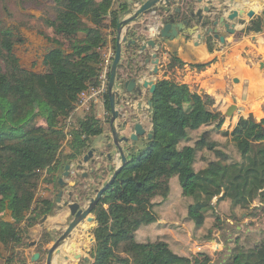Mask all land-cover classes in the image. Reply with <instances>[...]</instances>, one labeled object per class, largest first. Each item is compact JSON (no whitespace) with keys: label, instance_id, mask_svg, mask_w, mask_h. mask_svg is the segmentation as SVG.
Listing matches in <instances>:
<instances>
[{"label":"trees","instance_id":"1","mask_svg":"<svg viewBox=\"0 0 264 264\" xmlns=\"http://www.w3.org/2000/svg\"><path fill=\"white\" fill-rule=\"evenodd\" d=\"M46 1L54 5L56 16L45 19L52 35L44 37L52 48L44 56L43 73L26 70L16 56V45L25 42L19 28L0 31V254L2 247L23 246L29 229L44 214L39 207L49 205L37 200L44 173L63 168V159L87 154L91 140L104 134L94 108L77 119L69 133L66 122L79 95L98 85L101 51L110 36L116 51L118 24L130 12L127 3L116 0ZM177 9L180 16L181 8ZM184 19L190 25L196 16L188 10ZM262 31L260 17L246 29V33ZM126 37L135 39L131 30ZM134 47L127 42V49ZM208 47L214 50L211 40ZM183 66L175 53L170 67ZM207 66L195 68L201 71ZM151 100L152 138L129 155L128 163L102 196L91 264H212V256L205 251L190 257L181 254L171 244V236L142 242L137 234L164 217L167 222L159 227L186 234L183 226L189 225L192 237L200 242L212 238L210 218L215 227L221 224L220 208L225 207L235 218L243 217L240 212L252 217L264 213V119L257 123L240 117L230 132L224 129L226 117L214 108L212 97H203L170 79L157 82ZM104 104L110 113L109 93ZM65 144L69 147L66 154ZM173 179L188 203L182 221L166 209ZM256 202L259 206H254ZM8 213L12 222L5 220ZM208 229L206 237H199ZM255 234L263 239L247 245L237 232L232 252L221 264H264V232ZM250 237L252 234L247 235Z\"/></svg>","mask_w":264,"mask_h":264},{"label":"crops","instance_id":"2","mask_svg":"<svg viewBox=\"0 0 264 264\" xmlns=\"http://www.w3.org/2000/svg\"><path fill=\"white\" fill-rule=\"evenodd\" d=\"M116 1L117 3H127L129 5L130 12L126 14L123 19L127 18L131 14V11L136 10L135 0H133L132 3L123 0ZM141 1L144 2L146 0ZM169 5H171L169 9L167 8L168 5L165 3L158 5L152 13L144 16L128 28V31L131 30L135 35V39L130 41L136 42L135 44H132L136 48L127 49V43L123 44L122 60L120 63L122 66L118 71V75L121 72V76L127 78L130 73L135 74L138 70H141L143 77L145 76L144 78L148 80L150 78L148 73L155 68V65H147L145 64V61L151 59L152 54L158 53L159 73L156 79H170L180 84H186L189 87V84H194L195 89H192V87L190 88L203 97H212L215 100L214 108L224 116L228 109L233 105L237 107L238 112H241V103L244 104L246 108L247 106L251 107L254 111L259 109L264 115V0H234L233 4L230 3L229 0H212L210 7L213 9V13H204V21L213 20L220 15H225V17H227L231 11H240L245 14L234 22H229L233 25L232 27H236L235 34H228L225 28H218L220 36L225 37V44H222L218 39H215V37L212 36L208 37L206 41H202L197 37L188 35L187 33H181L173 40L167 39L161 41L162 39L159 32L168 15H174L176 22L181 23L184 20H187L184 19V15H187L188 10H191L196 14L198 10L208 7L207 0H203L201 3L199 0H171ZM178 7L181 8L180 16H177V12L179 13V9H177ZM175 9H177V11H175ZM250 11L256 13V16L252 20L246 15ZM188 16L190 17V15ZM259 17L263 20V31L258 34L246 33V29L250 23ZM197 20L198 18H196L195 22H191L190 25L188 24V29L196 26ZM127 33L125 35H127ZM148 40L156 41L157 48L155 50L148 48L142 53L141 47ZM209 40H211L214 48L212 52L208 47ZM106 47L113 48L111 36L108 37V45ZM175 53L184 63L182 68L170 67L172 64V56ZM197 65L208 66L204 70L198 71L195 68ZM188 72L191 73L189 76L191 77L190 81L186 80V74ZM176 75H179L181 78L175 79L174 76ZM141 101L144 103V106H146V91H144V97L139 100V103ZM93 108L95 109L97 118L103 122L105 134L97 136L91 140L90 145L93 143L94 146H90V150L99 149L106 143L105 137L108 135L107 131L109 130V126L104 124L107 117L104 100L98 102ZM77 115L81 116L82 114L79 113ZM143 115L145 117L143 125L148 131H151V119H148L149 115L146 111H144ZM239 117H243V115H239ZM68 152V148L66 147L64 153ZM115 153L116 158L113 165L117 168L120 166L121 160L118 153ZM66 216L67 213L64 214L62 218H49L45 227H53L63 218V220H65ZM166 222L167 221L164 217H160L158 224L164 225ZM158 224L139 231L137 239L144 242L143 235H149L152 233L151 229L163 230L164 234L160 235V237L171 236L166 230L173 228L167 226L159 227ZM176 224L178 223L176 222ZM188 226L189 225L183 226V228L189 230ZM39 227L42 228V225H39Z\"/></svg>","mask_w":264,"mask_h":264},{"label":"rangeland","instance_id":"3","mask_svg":"<svg viewBox=\"0 0 264 264\" xmlns=\"http://www.w3.org/2000/svg\"><path fill=\"white\" fill-rule=\"evenodd\" d=\"M123 1L128 3L133 2V0ZM134 12L135 10L131 11V14ZM55 16L56 11L54 9V5L46 0H0V31L4 28L10 27L19 28V31L22 37L25 39V42L23 44L16 45L14 52L19 58L21 65L26 70L36 72L38 74H41L45 71V67L43 66L44 56L52 48V45L44 37V35H52V31L45 25V19H53ZM190 74L191 73L189 72L186 74V80H191V77H189ZM174 78L176 79L181 77L176 75ZM189 85L192 87V89H195L194 84ZM240 106L242 113L240 111H236L234 112L233 117H226L224 129L231 131L240 118L239 115H243L245 119H248L250 115H253L256 122H260L263 119L264 115L259 109L254 111L251 107L247 106L246 108L242 103ZM32 108L34 110L36 109L35 103L32 105ZM85 116L86 115L74 116L72 119V125H74L77 119L84 118ZM40 125H45L44 121H41ZM107 132L108 135L111 134L109 130ZM200 134L201 132H199V135ZM90 146L93 147L94 144L91 143ZM66 147L69 151L67 144L64 145V149ZM49 178H51V175L45 172L40 182L37 200L43 201L47 197H53L54 188L52 185H48ZM80 185V188L83 189V187L87 184H84L83 182ZM172 186L173 192L171 200L166 209L169 211V213H174L173 215H176L179 221H182V216L184 215L188 203L183 199V196H181V190L179 189V185L176 180H173ZM97 188L99 187L91 185L89 190L83 189L81 191H85L84 194H87L89 197H91L94 196L95 190ZM255 205L259 206L257 202L254 204V206ZM240 213H244L243 217L241 218L240 216L235 218L225 207L218 209L217 214L220 217L221 224L218 225V228L215 227V220L210 218L208 227L209 229L213 227L212 238H205L200 242L194 240L189 230L186 231V234H182L181 232H178L174 229H168L166 231L170 233L172 240L175 241H171V244L175 246V248L180 251L181 254L190 257L200 253L201 251H205L212 256V264H221L230 256L234 247L232 243L234 242V239H236L235 234L237 232L241 233L240 240H242V243L247 245H253L255 241L263 239V237L256 235L255 232L258 230L264 232V213H257V216L255 217L247 216L245 214L247 212ZM5 220L12 222L9 213L7 216H5ZM40 220L33 228L29 229L26 237L24 238L23 246L17 249H10V247L9 249H5L3 247L1 248L2 254H0V264H17L18 261L22 259L27 260L29 264H43L41 260L32 261V256L34 254H40L42 249H45L46 246V241L43 236V228L39 227V225H41ZM209 229L206 230V232H203L202 235H199V237H206ZM151 231L152 233L150 234L152 235H143L144 242H154L159 239L160 235L164 234V231L159 229H151ZM242 234L244 236H242ZM248 234H252V237L249 239L247 238ZM32 243H35L36 246L31 247ZM55 264H57L56 261Z\"/></svg>","mask_w":264,"mask_h":264},{"label":"flooded vegetation","instance_id":"4","mask_svg":"<svg viewBox=\"0 0 264 264\" xmlns=\"http://www.w3.org/2000/svg\"><path fill=\"white\" fill-rule=\"evenodd\" d=\"M154 70L155 68L148 73V76L150 77L148 80L154 81L157 84L159 81V79H156L158 74L151 75ZM120 73L117 75L114 87L117 102L116 109L119 112L115 125L119 136L120 138L126 137L130 139L135 133L136 126L139 124L142 125L143 129L146 131V134L139 137L138 141H129L121 144L128 159L132 152H138L143 148L147 140L150 139L149 134L152 133V130L148 131L144 127L143 121L145 120V117L143 114L144 111H146L149 115L148 119H151V108H149L148 100L152 98V94L149 89H144L142 87L143 81H146V79L144 78L145 76L143 77L141 70H138L135 74L130 73L127 78L121 76ZM144 91L147 93L146 106H144L142 101L139 103V100L144 97ZM107 93H109L110 96L109 88ZM111 118L112 113L110 109V113H107L104 124L109 126L111 134L105 137L106 143L99 149H96L93 156L90 157L87 162H85V157L89 151L87 154L77 159H63V163L66 161L63 168H60L55 172L47 173L51 175V178L48 180V185L53 186L54 195L52 198L47 197L45 199L49 205L46 207H39L44 212L40 222L43 228V236L46 241V246L45 249H42L40 254L38 253L40 255L38 260H41L43 264H47L51 249L76 219L77 213L81 211L85 212L89 208L92 200H94L97 197L98 192L107 185L116 170V166L113 165L115 159L109 158L110 155L115 157V152H117L116 148L113 146ZM67 167H69L68 170H66ZM83 182L90 187L91 185L99 187L95 190L94 196L89 197V195L84 194L85 191H81L83 189L89 190L90 188L85 185L83 189H81L80 184ZM101 199L102 197L87 218L71 232L70 236L58 248L59 252L56 253L57 250L54 252L53 264H55V261L57 264L92 263V248L95 244L94 231L98 226L96 211L99 208ZM74 204L79 205L75 215L72 213L71 207H69ZM66 213L67 216L65 217V220H63V218V221L61 220L51 228L45 227L49 218H62ZM90 218L92 219L91 222L88 221ZM32 246H36V244L32 243L31 247ZM76 256L78 257L76 258Z\"/></svg>","mask_w":264,"mask_h":264},{"label":"water","instance_id":"5","mask_svg":"<svg viewBox=\"0 0 264 264\" xmlns=\"http://www.w3.org/2000/svg\"><path fill=\"white\" fill-rule=\"evenodd\" d=\"M230 3H234V0H229ZM199 2H203V0H199ZM165 3L166 5H169L171 3V0H146L140 4V7L135 10L134 13L130 14L127 18L121 20L117 27V40H116V51H115V57L113 61V65L111 68V75H110V82H109V92H110V105H111V126H112V139H113V146L116 148V151L121 159V164L118 166L111 178V180L107 183V185L101 189L98 192L97 197L92 200L91 204L89 205V208L85 212H78L76 219L71 223L67 231L64 233V235L57 241V243L54 245V247L50 251V255L48 258L47 264H53L54 262V252L58 253V248L64 243V241L70 236L71 232L81 223L83 222L87 216L92 212L94 207L97 206L100 198L102 197L103 193L110 188V186L114 183L117 176L121 172L122 168L128 163V159L124 153V150L121 146L122 143H127L129 141L136 142L138 141L139 137L144 136L146 134V131L143 129L142 125H137L135 128V133L130 137V139L124 137L120 138L118 130L116 128L115 122L119 116V112L116 109L117 102H116V93L114 91L115 83L117 80L118 71L120 69V63L122 60V50H123V44H135L134 41H128L126 37V33L128 31V28L138 22L140 19H142L144 16L152 13V11L158 6ZM212 4V0H207V6L203 9H200L195 14L197 20V25L188 29V20H184L181 23H177L174 15H168L166 17L165 23L162 26V29H160L159 35L161 37V41H165L167 39L173 40L177 38L181 33H187L188 35L197 37L199 40L206 41L208 37H215V39H218L222 44H225V37L220 36L219 29H226V32L228 34H235L236 33V27H232L231 23L234 22L236 19H239L240 17H243L245 14L241 13L240 11H231L230 14L225 17V15H220L219 17H215L213 20H203V14H211L213 13V9L210 7ZM232 6V5H231ZM247 17L252 20L256 16V13L254 11H250L247 14ZM264 20V16H263ZM219 28V29H218ZM148 48H151L155 50L157 48V42L154 40H148L146 43L143 44L141 47V52L144 53ZM145 64L149 65H155V70L151 73V75H157L158 74V66H159V59H158V53H154L151 55V59H147L145 61ZM142 87L144 89H149L150 93L153 95L156 91V83L154 81L146 80L143 81ZM149 108L152 106V100H148ZM237 111V107L233 105L230 107L225 115V117H233L234 112ZM150 113V109H149ZM249 120H252L254 122L255 119L253 115H250ZM258 123V122H257ZM149 138H152V133L149 134ZM96 149H91L88 154L85 157V162L88 161L90 157L93 156ZM110 159H115L116 157L109 156ZM69 167L66 168L68 170ZM72 209V213L75 215L76 211L79 207L78 204L70 205ZM89 222L92 221V219H88ZM40 257L39 254H35L33 257V261L38 260ZM78 256H76L77 258Z\"/></svg>","mask_w":264,"mask_h":264},{"label":"built area","instance_id":"6","mask_svg":"<svg viewBox=\"0 0 264 264\" xmlns=\"http://www.w3.org/2000/svg\"><path fill=\"white\" fill-rule=\"evenodd\" d=\"M136 1V9L140 7L142 3L141 0ZM103 62L101 64V73L99 76L98 85L89 86L86 90H84L78 97V102L76 103L75 110L72 114V117L66 122L65 130L67 133L71 130L72 127V119L77 114L81 113L82 115H87L91 109L101 100H104V96L106 95L111 75V68L113 65L115 51L112 47H104L101 51ZM70 136L68 137L69 140Z\"/></svg>","mask_w":264,"mask_h":264}]
</instances>
